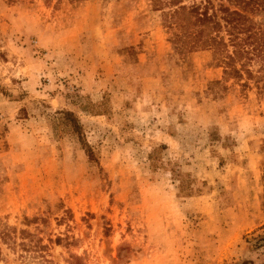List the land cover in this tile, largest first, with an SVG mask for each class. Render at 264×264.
<instances>
[{"label": "rangeland", "instance_id": "1", "mask_svg": "<svg viewBox=\"0 0 264 264\" xmlns=\"http://www.w3.org/2000/svg\"><path fill=\"white\" fill-rule=\"evenodd\" d=\"M169 10L0 0V264H264V54L225 75Z\"/></svg>", "mask_w": 264, "mask_h": 264}, {"label": "trees", "instance_id": "2", "mask_svg": "<svg viewBox=\"0 0 264 264\" xmlns=\"http://www.w3.org/2000/svg\"><path fill=\"white\" fill-rule=\"evenodd\" d=\"M150 1L157 8L169 6L168 28L175 29L171 43L179 53L209 48L226 60L225 64L229 70L224 72L225 75L236 80H241L243 74L247 79L252 77L251 71L246 68V61L252 60V57H260L264 53L260 50L259 39L256 36L251 37L253 22L247 13H264V0H227L236 6L235 10L222 5L215 9L209 0L189 7L181 5L180 0ZM218 13L221 14L220 17ZM222 31L228 37L227 42L221 36ZM229 47L232 48L230 53ZM237 63H241L240 69L236 68ZM66 115L73 126V131L80 135L77 121L70 113ZM82 145L89 160L94 161L89 146L85 143Z\"/></svg>", "mask_w": 264, "mask_h": 264}]
</instances>
